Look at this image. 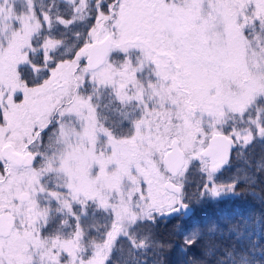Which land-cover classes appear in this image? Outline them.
<instances>
[{
	"label": "snow or ice",
	"instance_id": "6c2138e0",
	"mask_svg": "<svg viewBox=\"0 0 264 264\" xmlns=\"http://www.w3.org/2000/svg\"><path fill=\"white\" fill-rule=\"evenodd\" d=\"M0 264H264V0H0Z\"/></svg>",
	"mask_w": 264,
	"mask_h": 264
}]
</instances>
